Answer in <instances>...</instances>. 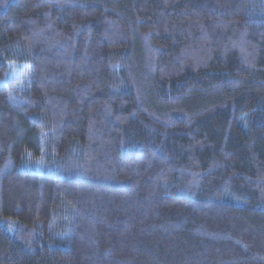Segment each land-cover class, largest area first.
I'll list each match as a JSON object with an SVG mask.
<instances>
[{"label":"trees","instance_id":"obj_1","mask_svg":"<svg viewBox=\"0 0 264 264\" xmlns=\"http://www.w3.org/2000/svg\"><path fill=\"white\" fill-rule=\"evenodd\" d=\"M0 264H264V0H0Z\"/></svg>","mask_w":264,"mask_h":264}]
</instances>
